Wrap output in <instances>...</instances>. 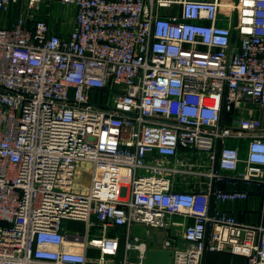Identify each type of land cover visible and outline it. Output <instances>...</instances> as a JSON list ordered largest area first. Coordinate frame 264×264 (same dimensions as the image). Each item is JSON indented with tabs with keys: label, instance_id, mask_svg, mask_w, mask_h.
I'll return each instance as SVG.
<instances>
[{
	"label": "built area",
	"instance_id": "built-area-1",
	"mask_svg": "<svg viewBox=\"0 0 264 264\" xmlns=\"http://www.w3.org/2000/svg\"><path fill=\"white\" fill-rule=\"evenodd\" d=\"M52 1L75 7L67 38L37 15ZM17 3L0 25V264H114L115 228L122 264H143L133 226L163 230L173 264H264V126L241 114L264 107V0H0V20ZM240 184L262 190L256 224L217 208Z\"/></svg>",
	"mask_w": 264,
	"mask_h": 264
},
{
	"label": "crops",
	"instance_id": "crops-1",
	"mask_svg": "<svg viewBox=\"0 0 264 264\" xmlns=\"http://www.w3.org/2000/svg\"><path fill=\"white\" fill-rule=\"evenodd\" d=\"M65 23L67 24L66 27H59L57 25L58 19L55 18L54 21L52 19L48 20V25L51 32L67 38L69 36L70 31L74 27V15H75V7L72 5L68 6L67 11H65ZM49 16V15H48ZM2 17V16H1ZM19 16L14 17L12 20H9L7 23H12L17 19ZM60 23V21H59ZM4 24V23H3ZM241 114L245 117L257 118L262 121L264 126V107L261 108L258 105L247 103L245 109L241 111ZM239 144L241 148V154L244 155L246 142L245 141H233L230 140L228 145H235ZM221 188H226L224 185H219ZM239 190H247L248 191V198L242 201H235V202H218L217 208L221 212H226L235 217L237 220L249 223V224H256L260 219L261 209H262V190L259 187L255 186H246L244 184H240L236 187ZM259 192V194L257 192ZM171 220L173 222L179 223L181 218L179 217H172ZM115 233L120 234L122 232L121 228H115ZM172 234H175L176 237H180L181 235V227H175L172 230ZM153 239V238H152ZM154 244V240H153ZM161 245L157 243L154 244L155 247L161 248ZM94 251V249H93ZM96 251V250H95ZM201 264H246V259L242 256L233 255L230 253H217V252H205L202 258Z\"/></svg>",
	"mask_w": 264,
	"mask_h": 264
},
{
	"label": "rangeland",
	"instance_id": "rangeland-1",
	"mask_svg": "<svg viewBox=\"0 0 264 264\" xmlns=\"http://www.w3.org/2000/svg\"><path fill=\"white\" fill-rule=\"evenodd\" d=\"M235 0H232L233 5ZM69 5H61L60 3H58L57 1H52L50 3L47 4H41L40 9L37 12L38 17H43L44 15H49L46 18L49 20L52 19V21L55 20V18L57 17L58 19V23L57 25L61 28L66 27L67 24L65 23V11H67ZM26 5H23L22 3L19 4H13L10 7V11L8 14L2 15L1 20H0V25L4 26L6 25L7 22H9V20H12L14 17H17L19 15H24L26 9ZM60 21V23H59ZM68 22V21H67ZM4 23V24H3ZM227 26V24H225ZM82 167L84 169H88L89 165H82ZM63 227H65V229L67 231L70 232H78L79 234H84L85 233V228H84V224L82 222H76V221H64L63 222ZM111 233H113L114 235L117 234L114 232V230H111ZM96 234H98L97 229L93 228L90 232V237L95 238ZM151 237L154 240V244L157 243L158 245H160L162 243V241L164 240V231L161 229H151ZM88 255L90 257L96 258L98 257V252L97 251H93V249H90L88 252Z\"/></svg>",
	"mask_w": 264,
	"mask_h": 264
},
{
	"label": "water",
	"instance_id": "water-1",
	"mask_svg": "<svg viewBox=\"0 0 264 264\" xmlns=\"http://www.w3.org/2000/svg\"><path fill=\"white\" fill-rule=\"evenodd\" d=\"M237 2V0H235ZM236 12L234 13L233 26L236 25ZM236 39V31L231 33V42L234 43ZM134 238L143 239L145 241V255L141 260L143 264H173V251L163 250L157 248L153 244L151 237V231L145 226H133L130 231L129 240L133 241ZM127 236L125 233L118 235L117 251L115 255L114 264H122L125 256V243ZM128 261L130 263H136L138 258L136 256H129Z\"/></svg>",
	"mask_w": 264,
	"mask_h": 264
},
{
	"label": "trees",
	"instance_id": "trees-1",
	"mask_svg": "<svg viewBox=\"0 0 264 264\" xmlns=\"http://www.w3.org/2000/svg\"><path fill=\"white\" fill-rule=\"evenodd\" d=\"M257 192V191H256ZM259 194V192H257ZM115 232V231H114ZM113 235V233H111Z\"/></svg>",
	"mask_w": 264,
	"mask_h": 264
}]
</instances>
